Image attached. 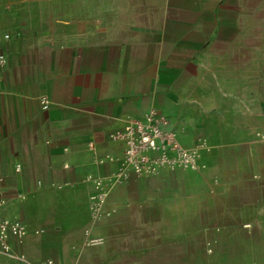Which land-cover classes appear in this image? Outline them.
Segmentation results:
<instances>
[{"label":"crops","instance_id":"1","mask_svg":"<svg viewBox=\"0 0 264 264\" xmlns=\"http://www.w3.org/2000/svg\"><path fill=\"white\" fill-rule=\"evenodd\" d=\"M153 1H0V219L27 228L0 264H264V70L235 12ZM153 109L197 170L125 167L110 134Z\"/></svg>","mask_w":264,"mask_h":264},{"label":"built area","instance_id":"2","mask_svg":"<svg viewBox=\"0 0 264 264\" xmlns=\"http://www.w3.org/2000/svg\"><path fill=\"white\" fill-rule=\"evenodd\" d=\"M7 64V59L0 55V69ZM44 103L47 104V101L44 100ZM110 138L123 143L124 165L138 175L155 174L167 167L183 170H197L200 167V153L179 142L170 118L157 109H153L143 119L112 132ZM19 168L18 165L17 170ZM107 196L102 182L96 180L94 192L90 196V210L94 218L104 215ZM26 233L27 228L23 223L0 219V252L10 258L25 260L24 256L18 257L10 252V244L14 240L21 241Z\"/></svg>","mask_w":264,"mask_h":264},{"label":"rangeland","instance_id":"3","mask_svg":"<svg viewBox=\"0 0 264 264\" xmlns=\"http://www.w3.org/2000/svg\"><path fill=\"white\" fill-rule=\"evenodd\" d=\"M0 1L13 6L10 3L16 0ZM166 1H168L171 10L175 6L177 16L180 17H187L189 15V9L185 6H188L190 2H213L217 7L221 8V17L224 18L225 22L229 17L228 14L235 12L234 14L239 20L241 35L239 63L245 67H256L258 71L264 70V0H155L152 2L154 3V8H150L147 11H158L155 7L160 4L163 5ZM148 4L150 5L151 2H148ZM224 32H232V29L226 27ZM224 46L226 48V57L232 61L238 49L236 42L234 45L232 40L225 41ZM235 60H237L236 57Z\"/></svg>","mask_w":264,"mask_h":264}]
</instances>
